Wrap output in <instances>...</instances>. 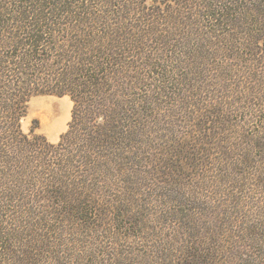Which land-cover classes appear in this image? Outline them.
<instances>
[{
  "label": "rangeland",
  "instance_id": "374dc122",
  "mask_svg": "<svg viewBox=\"0 0 264 264\" xmlns=\"http://www.w3.org/2000/svg\"><path fill=\"white\" fill-rule=\"evenodd\" d=\"M19 1L0 0V12L13 14ZM53 1L65 11L52 18L59 23L47 51L110 52L113 75L78 103L68 95L31 96L22 132L56 146L71 125L64 146L72 150L111 113L136 128L131 143L116 139L117 148L97 159L104 166L95 169L109 168L110 176L86 210L58 212L33 195L26 211L22 200L15 211L5 203L2 243L13 248L9 238L26 235L35 257L73 264L155 259L150 252L158 261L194 255L207 256L206 264H264V25L252 14L214 25L202 18L199 0ZM19 29L0 27V44ZM210 112H218L221 129L208 122ZM181 150L191 152L187 162L174 159ZM82 168L73 171L76 182L87 174ZM6 182L34 185L26 177Z\"/></svg>",
  "mask_w": 264,
  "mask_h": 264
},
{
  "label": "trees",
  "instance_id": "16d2710c",
  "mask_svg": "<svg viewBox=\"0 0 264 264\" xmlns=\"http://www.w3.org/2000/svg\"><path fill=\"white\" fill-rule=\"evenodd\" d=\"M178 1L179 3H189V5L192 3V0ZM199 1L203 3L202 18L206 17L214 25H228L238 15L241 18L242 16L249 18L253 15L256 17V24L264 25V0ZM226 1L230 2L229 6L225 4ZM61 7L60 5L58 8L53 0H20L18 6L13 9V14L0 12L1 29L9 23H15L20 27L13 34V36H17H12L10 41L1 39L3 46L0 44V50H6L0 51V214L4 210L5 203H9L6 204V207L9 206L10 211H15L18 208L19 200H22L21 211H26L23 202L32 195L35 201H44L50 209L55 208L58 212L61 210L71 213L86 210L88 204H85V201L90 202V198L97 196L99 194L97 189L110 176L109 174L106 176L109 168L98 171L100 170L98 166L102 164L101 160L97 159L108 156L109 153H104L109 152L112 148H117L114 144L116 139L126 141L125 144L131 143L129 139H133L135 125H121L122 121L117 118V113H111L108 116L105 127L100 126L97 130L88 133L81 143L82 145H79L77 149L71 146L72 150H69L68 146H64L71 125H69L68 131L61 134L56 146L47 143L42 136L31 133V138H29L22 132L20 118L23 116L26 103L31 96L39 94L68 95L75 103H78V95L87 93L89 87L93 88L97 84L99 85V81L103 79L110 80L113 75L111 67H109L110 62H108L110 52L47 51L44 43L48 42V39L51 38L50 35L57 30L53 25H57L59 22L53 21L52 18L62 17L65 9ZM5 13L8 18L5 17ZM189 17H192V14ZM9 20L12 22L8 23ZM256 33L258 34V32ZM263 95L264 90H262L261 97ZM131 105L133 107V103ZM132 109L135 111L134 108ZM217 116L218 112L214 117L210 112L206 117L208 122L212 120L217 124L216 127L221 129L223 126L220 125L221 117ZM58 148L59 150H53ZM65 150H69L68 153L74 150L75 153L69 155L64 152ZM179 153L175 155V160L177 156L182 157L185 162L190 159L191 152L189 150H181ZM96 163H98V170L95 169ZM81 167H83L82 172L86 171L87 174L83 175L80 182H76L77 178H75L74 172H77ZM168 167L174 173V164ZM40 169L41 171L38 173ZM167 176L170 178V175ZM24 177L28 181L32 179L34 185L22 188L12 185L13 182L11 185L6 182L8 179L13 180L16 184L17 179ZM40 197L42 200H39ZM33 206L30 204L29 208ZM260 213H262L259 215L261 219L264 210H261ZM260 219L258 221L262 224L264 221H260ZM23 237H21L23 240L18 241L15 236L9 238L13 242L16 241L13 248L6 247L7 245L3 244L4 241L0 239V264H73L67 262V259L35 257L34 244L29 239L24 241ZM262 251L264 250L262 249ZM261 255L264 257V254ZM148 256L155 259L137 258L124 262H108V264H206L208 259L207 256L206 258L193 259L194 255L191 257L186 255V258L171 260L166 255L164 257L160 255L158 261V255L154 252L148 253ZM197 260H203V263L197 262ZM76 264L94 263L78 261Z\"/></svg>",
  "mask_w": 264,
  "mask_h": 264
}]
</instances>
